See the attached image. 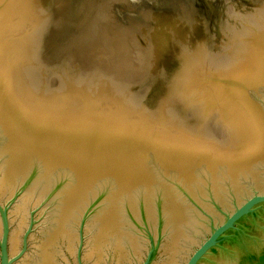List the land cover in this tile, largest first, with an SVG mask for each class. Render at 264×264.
Segmentation results:
<instances>
[{"label":"water","instance_id":"water-1","mask_svg":"<svg viewBox=\"0 0 264 264\" xmlns=\"http://www.w3.org/2000/svg\"><path fill=\"white\" fill-rule=\"evenodd\" d=\"M0 264H264V0H0Z\"/></svg>","mask_w":264,"mask_h":264}]
</instances>
